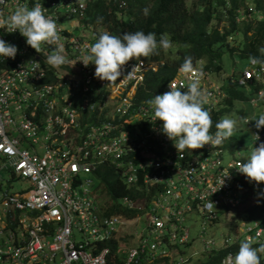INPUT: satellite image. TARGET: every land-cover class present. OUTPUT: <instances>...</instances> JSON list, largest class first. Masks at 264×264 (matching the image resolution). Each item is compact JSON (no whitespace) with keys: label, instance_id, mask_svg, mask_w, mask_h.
I'll list each match as a JSON object with an SVG mask.
<instances>
[{"label":"built area","instance_id":"1","mask_svg":"<svg viewBox=\"0 0 264 264\" xmlns=\"http://www.w3.org/2000/svg\"><path fill=\"white\" fill-rule=\"evenodd\" d=\"M33 1L10 0L9 4L16 8ZM76 1L37 2L58 26L67 60L58 69L45 60L54 46L43 45L37 53L22 38L0 35L18 47L15 59L0 65V264H138L141 256L150 263L169 254L165 231L170 227L174 238L180 236L179 231L184 232L181 240L188 239V229L182 225V200L171 199L175 174L182 169L174 166L173 155L183 159L185 152L166 149L163 157L145 155L141 151L146 145L142 138L148 133L144 123L136 125L140 135L125 126L135 120L156 122L151 106L141 104L135 109V94H125L128 87H135L136 92L148 66L140 61L128 75L135 65L130 61L110 85L97 79L95 65L85 67L79 61L86 46L98 39L96 34L78 33L77 26L84 27L81 22L65 29L56 6H66L68 16L79 12L78 17H84L86 5L75 6ZM246 79L264 84V64L249 69L241 81ZM174 82L185 85L184 79ZM260 93L264 95V89ZM209 95L215 93L209 91ZM116 117L123 118L122 122L115 123ZM109 159L128 187H146L149 192L150 186L168 182L165 193L157 197L149 193V199L118 200L120 207L144 213L145 224L136 232V245L127 235L119 236V226L138 224L141 217L110 213L97 201L95 171ZM186 179L191 182L187 193L192 200L206 199L204 211H209L208 192L199 193L191 175ZM15 181L26 185L12 191L8 186ZM168 221L170 227H166ZM112 240L120 245L113 248L108 244ZM234 256V252L227 253L221 264H233ZM117 258L122 263H114ZM187 262L188 257L181 256L173 264Z\"/></svg>","mask_w":264,"mask_h":264},{"label":"clouds","instance_id":"2","mask_svg":"<svg viewBox=\"0 0 264 264\" xmlns=\"http://www.w3.org/2000/svg\"><path fill=\"white\" fill-rule=\"evenodd\" d=\"M51 1H55L56 3L61 2V0ZM90 1L92 0H77L74 2L75 6L80 5L81 2L85 3L84 17L87 15L86 9ZM192 1L187 0L189 6L192 5ZM9 2L10 0H0V35H7L10 38L12 36L22 38L37 53H41V46L43 45L54 46V51L45 57L46 63L57 69L64 65L67 60L58 33L57 23L51 16L45 15L41 4L37 3L39 0L33 1L30 5L23 4L16 8L9 4ZM253 3L254 0H246V4L238 9L239 15L236 16L237 21L250 20L252 17L255 19L257 14L255 15L254 9L256 8L255 5L253 6ZM126 4V1H121L120 5L121 7H126ZM31 5L33 6L31 7ZM246 5L249 9L247 14L245 12ZM56 6L61 9L62 22H71L72 24L82 22L81 19L84 17H78L79 12L71 13L68 16L66 6H62L60 3ZM148 12L149 10L145 8L144 14L148 15ZM106 28L108 29L107 32L96 33L98 39L95 43L86 46L87 51L81 53L79 61L85 67L94 64L95 77L101 81L108 82V85L115 82L121 76L124 66L130 61L135 65L128 75L133 74L140 61L144 62L148 66V69L143 71L144 77L136 86L134 95L135 105L133 107L138 109L141 104L144 107L151 106V116H153L152 119L156 122L147 119L146 123V121L141 120V123H144L145 128L148 129V133L142 138L145 141V147L139 148V150L141 149L145 155L155 153L156 157H163L166 149L172 150L174 144L179 154L183 152L186 154V157L183 159L176 158L173 155V159L175 161L178 160L174 166L182 169L180 173L175 174L176 181L173 184L175 187L173 188L171 199L173 201L175 198L182 200V206L185 208L182 225L185 229H188V239L187 241L181 240L184 232L179 231L177 232L180 236L174 238L173 228L170 227L172 223L170 221L165 222L166 227H170L169 231H165V236L170 241L168 247H166L169 254L162 257L158 256L154 262L150 263L141 256L138 259V264L141 261H145L147 264H159L158 259L165 257H169L170 259L168 264H173L181 256L188 257L186 264H200L213 251L218 252L223 249L227 251L224 256L229 252L235 253L233 264H261L260 257L264 255V222L262 223L264 218V190H262L261 195L256 194L252 182L257 186L264 184V114L253 119H250L249 116L240 118L244 124L255 121L256 128L253 129V138L259 144L258 147L255 146L251 149L249 157L242 156L241 152L236 149L237 141L233 137L237 128V119L222 117L215 123V128H213L212 116L209 110L207 111L204 108V104L207 101L212 108L220 99L222 101L227 95L226 92L224 97H222L218 94V86L208 87L203 82L206 74L212 75L211 73L195 66L192 57H185L183 64L178 68L175 76L169 79L163 87L152 92V94L147 92L145 95L138 97L137 92L145 80L146 72L150 68L157 71L160 65L159 62L151 61L148 57L154 54L158 55V47L167 52L172 46L171 41L167 38V34H161L158 42L155 33L149 32L145 34L143 31L129 32L119 37L115 36L108 27ZM250 34L252 33L250 32ZM259 51L264 55V48H261ZM17 53L18 47L16 45L0 39V65H4L11 58L15 59ZM198 60H200L198 65L204 64L201 61L202 59ZM261 64H264V61L252 57L251 61L245 62L242 68H237L235 72L233 70L229 73L226 72L224 75V77L228 76L231 78L235 87L245 89L248 100L244 102L250 104L251 108L264 107V95L260 93L264 89V84L254 79H246L245 82L241 80L244 79V75L249 69ZM234 68L235 66H233ZM179 72L180 76L177 77ZM176 79H184L185 85L178 86L174 82ZM203 86L205 87L204 91L201 90ZM185 88L186 90H184ZM209 91L216 92L215 96H210ZM219 104L216 105L214 110L217 109ZM237 109L241 113L245 111V109ZM109 120L112 119L109 118ZM122 120L123 118L119 119L116 117L114 122L119 123ZM138 123L135 120L132 123H125V126L132 131V134L137 133L140 135L136 127ZM187 150L190 151L189 155L187 154ZM226 156L228 157L227 160ZM108 161L110 162L106 161V164L114 167L115 164L112 163V160L109 159ZM171 167L172 165L169 166V168ZM189 175L195 180L193 184L199 193L202 191L208 192L209 201L212 202L209 208L210 212L204 211L207 208L204 206L206 199L200 200L195 198V200H192V194L187 193V184L191 183L186 179ZM165 183H159V185L164 187V191L162 190L160 193H165L168 187ZM152 187L154 186H150L149 189ZM136 190L140 189L137 188ZM130 198L136 199V197ZM106 200L104 199L100 202L99 198H97L99 205L103 209H108V206L114 204L110 202V199L109 203ZM187 203H191V208L190 206L188 207ZM127 210L130 209L125 207V211ZM230 212L245 213L246 219H243L240 224L229 221L230 232L228 236L223 235L221 238H217L214 232H208L209 228L213 229V225L220 223L223 214ZM209 213H212V216H209ZM116 214L129 218L134 217V215L127 216L122 212ZM251 215L254 216L253 220L249 219ZM136 216H140L143 219L144 213L142 212V214L140 213ZM200 221L202 228L196 238L201 241L202 249L201 251L194 250L188 253V248L194 247L196 239L192 235V230L195 229L194 224ZM132 225L138 224L134 223L128 226ZM137 231H132L133 234L131 232V235L136 236ZM123 235H127L128 241L131 243L134 240L130 233L119 234V236ZM238 240H240L238 252L230 250V247L236 244ZM256 243L258 245L254 246Z\"/></svg>","mask_w":264,"mask_h":264},{"label":"trees","instance_id":"3","mask_svg":"<svg viewBox=\"0 0 264 264\" xmlns=\"http://www.w3.org/2000/svg\"><path fill=\"white\" fill-rule=\"evenodd\" d=\"M121 1L127 2L126 7H121ZM244 4H246V0H193L191 6L187 0H92L88 3L87 15L81 19L84 27L80 30V27H77L75 30L90 36L92 31L95 34L107 32L106 27H108L115 36L119 37L129 32L143 31L145 34L151 32L156 34L158 42L161 34H167L172 46L167 52L158 47L159 54L148 57L149 60L159 62L160 65L157 71L150 68L146 72L145 80L139 87L137 96H143L147 92L152 94L159 90L175 76L185 57H192L193 64L200 67L201 70L204 69L211 73L216 84L227 92L226 97L222 101L219 100L220 104L218 102L212 108L208 101L204 104L205 110H209L212 116L213 128H215V123L226 113L237 109V102L242 103L248 100L245 89L235 87L230 77H222L227 72L224 56L228 54L232 57L233 64L240 58L245 59L246 63L251 61L252 57L264 61V55L259 51L264 48V16L237 21L238 9ZM248 5L250 6V4ZM254 5L255 15L260 12L264 13L263 0H254ZM145 8L149 10L148 15L144 14ZM245 12L246 14L249 12L247 5ZM223 21L228 22L230 28L219 29L218 25ZM198 59H202L204 64L198 65L200 62ZM234 66L233 71L235 72L239 67ZM204 89L203 86L201 90L204 91ZM217 104L219 106L214 110ZM140 121L137 120V122ZM172 151L173 153L177 152L174 144ZM189 153L190 151L187 150L188 155ZM95 173L97 198L100 202L105 198L114 201L112 206H108L107 211L110 213L122 212L127 216L142 214L137 209L125 211V207L119 206V198L148 196L149 199V193H154L153 196L157 197V194L164 188L157 184L148 192L146 187L143 188V191L128 187L119 172L106 162L99 165ZM165 185H168V182ZM249 219L253 220L254 216L251 215ZM108 244L113 248L120 245L116 240H112ZM256 245L258 243L254 246ZM239 246L240 240L232 245L230 250L238 252ZM226 252L224 249L218 252L213 251L200 264H220ZM260 259L261 264H264L262 255ZM169 260V257H165L158 259V262L159 264H168ZM114 263H122V261L117 258ZM139 264L147 263L141 261Z\"/></svg>","mask_w":264,"mask_h":264},{"label":"rangeland","instance_id":"4","mask_svg":"<svg viewBox=\"0 0 264 264\" xmlns=\"http://www.w3.org/2000/svg\"><path fill=\"white\" fill-rule=\"evenodd\" d=\"M188 1H190V0H188ZM263 16H264V13H260V14L256 15L257 18H262ZM63 27L65 29H73L71 22L64 23ZM218 27H219V29L224 28V30L226 28H230L229 23L226 21L219 23ZM224 61H225L226 71L228 73L233 70V66L235 63L237 65V67H239V68H241L245 65V59H242V58H240V60H238V59L235 60L236 62L233 64L232 57H230L228 54H226L224 56ZM178 76H180V72L177 74V77ZM222 77H224V75ZM203 82L208 87L218 86L219 87L218 94L221 95L222 97H224V95L226 94V92L221 89V86L216 84L213 75L206 74V76L203 79ZM121 90L123 91V89H121ZM134 92H135V87H128L125 94L127 97L128 96L131 97L133 94H135ZM221 93H223V94H221ZM236 106L239 109H245V111L243 113H241L238 109H234L233 111L226 113L223 117H231V118L237 119V121H238L237 128H236V131H235L234 136H233V137H235V139L237 141L236 149L241 152L242 156L249 157L251 149L255 146L256 147L259 146V144L253 138V129L256 128L255 127V121H251L249 124H244L240 120V118L246 117V116H249L250 119L258 118L259 115L264 114V107L262 106V107L251 108L250 104H248L246 102L238 103V104H236ZM227 158L228 157L226 156V160H227ZM25 185L26 184H24V183L15 181L14 183L9 185L8 187L12 188V191H17V190H20ZM252 186H253L255 193L258 195H261L262 190H264V184H260L259 186H257L254 182H252ZM105 200H106V198H105ZM106 202L109 203L108 198H107ZM110 202L114 203V201H110ZM243 219H246L245 213H240V214H238L236 212L225 213L222 215L220 223H216L215 225H213L214 228L213 229L209 228L208 232L209 233L214 232L217 238H221L223 235L228 236L229 232H230V222L229 221H234V222H236V224H240ZM144 220H145L144 218L141 219L139 221L138 225H132V226L120 225L118 234L130 233V235H131L132 231H137V230L141 231L142 228L144 227V223H145ZM194 227H195V229L192 230V235L196 238L199 231H201V228H202L201 221L194 224ZM132 234H133V232H132ZM131 236H133V235H131ZM133 239L134 240L132 241V243L134 245H136L138 242V239L136 236H133ZM121 245L123 248H126L127 244L122 241ZM201 249H202L201 241L198 238H196L194 241V247H189L188 253H191L194 250L201 251ZM262 257H264V255H262Z\"/></svg>","mask_w":264,"mask_h":264}]
</instances>
